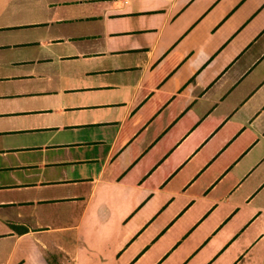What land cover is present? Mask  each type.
<instances>
[{"label": "crops", "instance_id": "obj_1", "mask_svg": "<svg viewBox=\"0 0 264 264\" xmlns=\"http://www.w3.org/2000/svg\"><path fill=\"white\" fill-rule=\"evenodd\" d=\"M63 129L0 264H264V0H0V136Z\"/></svg>", "mask_w": 264, "mask_h": 264}, {"label": "rangeland", "instance_id": "obj_2", "mask_svg": "<svg viewBox=\"0 0 264 264\" xmlns=\"http://www.w3.org/2000/svg\"><path fill=\"white\" fill-rule=\"evenodd\" d=\"M34 83L36 84L35 88L37 91L31 92L29 96H32V99L35 100V102L37 101L39 103L38 105L45 109L33 113H38L37 116L43 119L51 117L52 114H59L60 112L54 108L56 104L49 106L52 103L54 104L60 101L61 92L57 90L55 82L34 81ZM22 120L23 119L12 120V125H19ZM75 134L76 133L73 132L72 129H63L61 132L52 130L20 132L16 130L13 133L0 136V147L6 146L5 150L0 151L6 155H0V181L7 185H13L17 183L46 181L60 176L63 167L61 162L67 157V149L50 146L60 142L66 143L69 140H74L77 138ZM20 144L26 145V147H19ZM15 145L18 146L14 147ZM37 147L46 148L39 149ZM36 149H38V151H33ZM71 151L72 156H78L76 150L71 148ZM51 162L60 163L55 165L52 169H47L46 166H38Z\"/></svg>", "mask_w": 264, "mask_h": 264}]
</instances>
